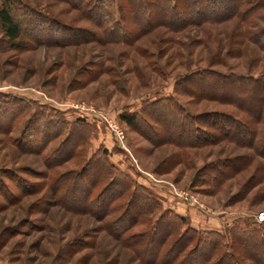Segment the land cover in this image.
Here are the masks:
<instances>
[{"label":"rangeland","instance_id":"rangeland-1","mask_svg":"<svg viewBox=\"0 0 264 264\" xmlns=\"http://www.w3.org/2000/svg\"><path fill=\"white\" fill-rule=\"evenodd\" d=\"M18 1L67 29L61 35L56 30L45 34V39L31 32L21 38L23 46L0 51V264H138L109 231L128 194L109 207L110 192L97 201L110 185L108 162L158 199L161 210L147 220L165 209L179 214L192 208L208 220L219 218L223 232L235 219L255 221L264 211V0H242L238 13H246L243 20L225 16L216 24L179 30L155 24L141 33L145 12L138 11L137 22L126 12L123 33L130 37L110 41L86 9L70 0ZM229 5L224 12L233 11ZM110 8L119 20V1ZM19 9L13 13L20 15ZM204 71L259 80L249 95L250 114L245 107L191 93L190 86L196 85L184 80ZM163 97L193 116L224 114L252 136L237 132L236 141L222 136L205 145L179 146L165 139L167 130L147 114V104ZM80 103L118 123L126 149L104 124L91 120L93 115L72 107ZM43 111L53 120L85 126L76 125L59 151L66 126L58 137L55 124L42 125V119L27 127L30 116ZM123 112L142 114L149 129L141 120L128 126L119 118ZM155 113L161 120L169 116ZM147 173L163 182H152ZM170 184L198 203L176 196ZM104 211L108 215L103 218ZM211 226L194 228L207 232ZM145 227L138 222L129 233Z\"/></svg>","mask_w":264,"mask_h":264},{"label":"trees","instance_id":"trees-1","mask_svg":"<svg viewBox=\"0 0 264 264\" xmlns=\"http://www.w3.org/2000/svg\"><path fill=\"white\" fill-rule=\"evenodd\" d=\"M112 1L70 0L78 8L86 9V13L92 17L91 20L93 19L97 26L103 28L109 41L115 36L117 39L129 36L123 33L125 31L124 22L127 19L126 12L130 13L134 22L138 21L139 10L145 12V26L141 28V33L145 30L149 32L154 28L151 25L155 24L179 30L188 25L216 24L221 22L222 17L225 16L242 20L246 18L245 12L238 13L241 5H245L242 0H118L120 18L116 20L110 8ZM0 2V51L23 46L21 38L28 37L31 32L45 39L43 36L45 34L55 33L54 30H56V33L61 35L59 32L67 29L18 0H0ZM229 3H232L233 11L224 12L222 8L230 6ZM16 6L20 8V15L13 13ZM119 34L121 36H118ZM258 81L244 77H223L211 71L197 73L184 80L202 89L199 92L197 88L193 89L190 86L189 90L194 95L245 107L244 111L248 114H250L248 106L251 105L252 85ZM243 97L248 99L246 104L242 102ZM147 105L148 117L167 130L165 139L170 138L179 146L205 145L221 139L222 136L236 141L237 132H242L248 137L252 136L251 130L239 121L220 113L193 116L170 97L158 98ZM155 110L159 113L165 112L164 115L168 114L171 118L169 116L163 120L154 118ZM50 116L53 115L44 111L41 115L34 113L30 116L27 127L31 124H33L32 127L37 126L42 119L45 120L42 125L54 126L55 124L54 127L57 129L54 130V136L58 137L64 134L63 128L66 126L68 130L58 148L61 151L62 146L66 145L73 135L72 131L76 125L84 127L85 124L82 121L67 123L59 117L53 120ZM119 118L128 126L136 125L141 120L142 123L147 124L143 123L146 129L150 127L148 118L139 113L123 112ZM201 123L217 131V134L202 128ZM54 152H57V149ZM105 154L104 149L102 155L105 156ZM105 171V175L110 177V185L100 192L97 201L99 204L102 203V199L107 196L106 193L110 192L108 199L105 200L109 207L117 199L128 194L123 210L109 224L111 227L109 231L123 247L131 250L138 264H264V221L255 222L238 218L223 232L216 230L202 232L191 226L184 216L169 209L162 210L154 221L153 219L147 220L145 216L161 210L158 199L147 187L138 184L114 164L108 162ZM79 174H81L80 171ZM76 187H78L77 183L72 189L76 190ZM102 215L104 218L108 215V211H104ZM138 222L146 225L145 229L129 233Z\"/></svg>","mask_w":264,"mask_h":264},{"label":"built area","instance_id":"built-area-1","mask_svg":"<svg viewBox=\"0 0 264 264\" xmlns=\"http://www.w3.org/2000/svg\"><path fill=\"white\" fill-rule=\"evenodd\" d=\"M72 107L76 110H79L82 113L84 112L85 114L93 115L94 118H91V120L96 121L97 124H99V123L104 124L106 126L107 130H109L110 133L113 134L115 136V138L117 139V141L122 145V147L124 149H126V147H124L125 133H124V130L119 126L118 123L109 119L107 117V115L105 113H103L102 111H99L92 106L85 105L84 103L75 104V105H72ZM147 175L149 176V178L152 182H155V183L163 182V180L155 178L150 173H147ZM170 185L172 186L173 193L176 196H178L182 199L184 198L185 200H190L193 203L194 202L198 203V201L193 196L189 195L187 192L179 191L172 184H170ZM200 206L204 207L201 204H200ZM262 221H264V211L257 213L256 217H255V222H262Z\"/></svg>","mask_w":264,"mask_h":264},{"label":"crops","instance_id":"crops-1","mask_svg":"<svg viewBox=\"0 0 264 264\" xmlns=\"http://www.w3.org/2000/svg\"><path fill=\"white\" fill-rule=\"evenodd\" d=\"M108 149H110L108 146H106ZM184 209V210H183ZM178 212V211H177ZM181 215H185L188 216L190 219V223L193 227H196L198 229H206V227H204L206 224L208 223H212L213 226H211V230H220V225L222 224V222H220L219 218L214 220L211 219H207V215H198L197 212H195V210H193L192 208L190 209H186V208H182L181 211L178 212Z\"/></svg>","mask_w":264,"mask_h":264}]
</instances>
